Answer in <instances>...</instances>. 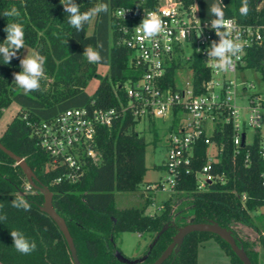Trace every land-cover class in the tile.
Instances as JSON below:
<instances>
[{
    "label": "trees",
    "instance_id": "trees-1",
    "mask_svg": "<svg viewBox=\"0 0 264 264\" xmlns=\"http://www.w3.org/2000/svg\"><path fill=\"white\" fill-rule=\"evenodd\" d=\"M184 1L191 3L193 0ZM75 2L81 12L97 3L108 4L107 13L94 17L92 33L87 34L88 23L81 31L68 23V13L60 0H0V43L6 39L7 24L18 22L24 28V45L33 47L46 58L40 89L26 93L15 84L13 75L22 70V49L9 64L0 56V115L11 102L19 105L18 113L0 136V142L22 157L38 181L52 193L53 207L67 225L79 261L82 264H124L114 254L115 250H120L116 240L121 233L134 232L153 239L159 229L168 224L146 258L134 263L152 264L171 242L178 226L189 221L213 220L232 231L252 264H264V222L256 220L260 215L256 211L264 207V156L260 154L258 133L253 144L239 145L236 150L230 124L216 123L210 138L221 150L210 163L208 172L215 178L207 182L205 189L197 188V172L207 163L209 145L203 137L197 140L187 166L189 171L180 170L172 192L176 193V200L186 201L185 208L167 199L159 213H146V205L153 202V193L144 194V204L140 206H115V193L138 190L146 170L145 138L136 130L140 119L130 111L123 113L112 125L97 128L95 146L99 160L87 159L79 179L56 181L65 174L66 167L61 163L51 164V156L33 135L34 128L67 108L92 105L118 109L121 103L128 101L125 84L139 80L143 69L130 61V49L120 41L113 11L119 7H154L157 4V0ZM214 2L216 0H195L201 20L215 18L210 12ZM222 2L225 17L233 16L239 23L259 26L261 40L246 49L242 68L255 70L264 82V0H248L249 12L245 16L239 12L242 0ZM12 7L19 10V17L3 15ZM98 44L102 45L98 49L102 60L89 63L83 55L84 50L88 46L96 48ZM183 65L191 69L196 83L210 74L200 53H194ZM100 66L107 67L105 74L99 71ZM177 66L179 64L173 63L167 68L164 85L174 84ZM92 78H98L99 82L89 94L86 86ZM181 118L182 109L174 107L169 131L178 130ZM242 194L244 201H241ZM17 198L25 199L30 210L13 207L12 202ZM43 201V194L28 184L21 168L0 149V217H6L0 220V264H73L62 233L40 209ZM185 209L190 210L188 219ZM238 224L249 228L256 238L242 237ZM13 230L20 231L30 242L34 241L35 250L30 254L18 252L10 235ZM209 238L216 239L230 257L231 264H243L219 236L198 231L188 233L178 252H172L162 264H197L198 248ZM147 250L148 245L141 255Z\"/></svg>",
    "mask_w": 264,
    "mask_h": 264
},
{
    "label": "built area",
    "instance_id": "built-area-1",
    "mask_svg": "<svg viewBox=\"0 0 264 264\" xmlns=\"http://www.w3.org/2000/svg\"><path fill=\"white\" fill-rule=\"evenodd\" d=\"M150 12H156L164 22L163 31L151 40L142 38L136 27ZM115 28L120 41L130 49V61L143 69L139 80L125 84L128 101L120 107L96 108L92 105L71 107L59 112L53 119L42 122L33 130L39 146L51 156V164H64L65 178L76 181L84 172L87 159L99 160L95 146V133L100 126H110L123 113L130 111L139 119L143 117L171 119L174 107L182 109L181 126L169 131L164 169L169 172L166 181L172 191L182 168L188 172L194 145L201 137L209 145L207 163L197 172V188L205 189L215 178L209 169L216 160L221 146L216 147L210 135L216 123L230 124L232 144H253L258 133L260 154L264 156V100L242 76L244 54L253 43L261 40L259 26L239 23L235 17H225L233 26L232 37L241 43L240 52L233 57L227 72L217 71L208 63V49L212 42H219L211 27L213 19L201 20L195 0H157L154 7L136 5L119 7L113 11ZM223 30V29H222ZM200 32L201 35L197 36ZM194 53H200L210 74L196 83L193 78L183 88L175 82L176 71ZM173 63L177 66L174 84L164 85L166 70ZM188 85V86H187ZM92 104V103H91ZM251 136L247 138V131ZM244 135L242 142L241 136ZM212 147V149L210 148ZM247 159V156H246ZM246 161V160H245ZM163 183H146V193H155ZM28 187V186H27ZM245 195H241L244 201Z\"/></svg>",
    "mask_w": 264,
    "mask_h": 264
},
{
    "label": "rangeland",
    "instance_id": "rangeland-1",
    "mask_svg": "<svg viewBox=\"0 0 264 264\" xmlns=\"http://www.w3.org/2000/svg\"><path fill=\"white\" fill-rule=\"evenodd\" d=\"M161 2L163 0H160ZM94 18L87 25V34L93 31ZM37 53L33 47L24 45L21 51V58L28 55H33ZM99 71L103 74L106 73L107 67L100 66ZM242 76L249 82L253 83L252 87L248 88L249 92L258 93L264 100V82L261 80L260 75L253 69L246 68L243 70ZM192 80V71L187 65H182L176 71L175 82L181 87H186V82ZM99 82L98 78H92L87 86L86 91L91 94L95 90ZM188 86V85H187ZM19 105L16 102H11L10 105L5 108L0 115V136L5 131L9 122L18 113ZM264 117V110L261 111ZM171 119L163 120L162 118L151 119V118H141L137 125L136 130L140 131L145 138V174L143 177V182L139 186L138 190L130 192H116L114 204L116 207H130V206H140L144 204V197L146 194L143 189L147 182H157L160 180L163 186L158 188L155 192V196L152 203L146 205L145 212L149 214L159 213L163 201L169 199L171 202L174 201V205H178L180 208L187 207L185 200H176V193H172L168 182L166 181L169 176V172L162 167L165 163L166 152H167V138L169 134V126ZM251 129L247 131V138L251 136ZM212 149V147H210ZM160 166V167H159ZM143 192V195H142ZM186 219L189 217V209H185ZM263 213V214H262ZM256 214H260L257 217V221L264 222V207L256 211ZM260 224V222H257ZM240 229V234L245 239L253 240L256 238V234L252 232L249 228L244 227L242 224H238ZM261 225V224H260ZM263 225V224H262ZM264 231V227L262 226ZM264 233V232H263ZM150 236L140 235L134 232H123L119 235L116 240V246L119 247L120 251L129 258H136L141 255L146 249L147 245L151 241ZM258 248V247H256ZM229 256L224 252V250L219 246L215 238H209L208 240L202 242L198 248V259L197 264H231Z\"/></svg>",
    "mask_w": 264,
    "mask_h": 264
},
{
    "label": "clouds",
    "instance_id": "clouds-1",
    "mask_svg": "<svg viewBox=\"0 0 264 264\" xmlns=\"http://www.w3.org/2000/svg\"><path fill=\"white\" fill-rule=\"evenodd\" d=\"M64 11L68 13V23L77 31H81L85 24L89 23L94 17L101 13H107L109 6L106 3H97L94 7L87 11L81 12L79 5L75 0H60ZM211 14L215 17L211 21V27L216 35L220 37L219 42H212L208 49V63L211 68L227 72L233 65V57L241 50L242 45L237 39L232 37L233 26L230 21L225 19L224 4L222 0H216L210 7ZM242 16L249 12L248 0H242L239 9ZM5 17H19L20 12L16 7H12L9 11L4 12ZM164 29V22L156 12H150L143 18L139 26L136 27L137 32L142 34V38L151 40L160 34ZM223 29V30H222ZM4 31L6 39L0 43V56L3 57L4 63L9 64L20 49L24 47V28L21 23H8ZM201 35L200 32L197 36ZM102 45L96 48L88 46L85 48L83 55L89 63H99L102 60L100 51ZM46 58L38 53L28 55L20 59L21 71L13 73L15 84L24 92H32L40 89V81L45 75ZM13 207L30 210V204L23 198H17L12 202ZM6 217H0V220ZM13 239V246L21 254H30L36 248L35 242H30L20 231L13 230L10 232Z\"/></svg>",
    "mask_w": 264,
    "mask_h": 264
},
{
    "label": "water",
    "instance_id": "water-1",
    "mask_svg": "<svg viewBox=\"0 0 264 264\" xmlns=\"http://www.w3.org/2000/svg\"><path fill=\"white\" fill-rule=\"evenodd\" d=\"M242 142L244 140V135L241 136ZM0 149L6 153L10 158H12L15 163L21 168L23 171L28 184L33 187L34 189L39 190L44 197L43 204L40 206V209L45 212L57 225L58 229L62 233L67 247L70 252L71 260L73 264H82L77 256L76 248L73 242V239L70 235V232L67 228V225L64 221V219L56 213L53 204H52V193L50 190L43 186L38 179L36 178L35 174L27 164V162L20 156L13 153L11 150L7 149L1 142H0ZM168 227V224H164L159 231L155 234L153 239L148 244V250L147 253L144 255H141L136 258H129L123 255V253L120 250H115L114 254L118 261L124 263V264H134L139 261H142L146 258L147 254L149 253L152 246L157 241L158 237L165 231V229ZM210 232L213 234H216L221 239H223L226 243L229 244L231 250L234 252V254L238 257V259L243 264H252L250 261L248 255L246 254L243 246L238 243V238H236L232 231L230 229H227L226 227H223L219 225L217 222L213 220H209L207 222H193L189 221L181 226H178L176 228V232L172 236L171 242L168 244V246L163 250V252L160 254V256L152 263V264H162L169 255L174 252H178L184 237L190 233V232Z\"/></svg>",
    "mask_w": 264,
    "mask_h": 264
},
{
    "label": "crops",
    "instance_id": "crops-1",
    "mask_svg": "<svg viewBox=\"0 0 264 264\" xmlns=\"http://www.w3.org/2000/svg\"><path fill=\"white\" fill-rule=\"evenodd\" d=\"M147 183H151V182H147ZM154 196H155V193H154ZM154 196H153V198H154ZM155 199V198H154Z\"/></svg>",
    "mask_w": 264,
    "mask_h": 264
}]
</instances>
